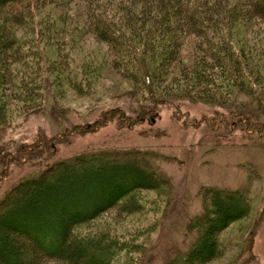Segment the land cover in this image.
Here are the masks:
<instances>
[{
    "label": "trees",
    "instance_id": "1",
    "mask_svg": "<svg viewBox=\"0 0 264 264\" xmlns=\"http://www.w3.org/2000/svg\"><path fill=\"white\" fill-rule=\"evenodd\" d=\"M78 1L76 10L70 12L66 7L75 4L71 0H0V132L17 118L40 112L46 97L54 99L55 95L49 94L53 76L55 83L61 77L68 87L79 85L83 90L104 72L133 80L135 85L126 97L134 104L126 107L129 116L123 108L109 112L120 120L143 118L174 94L227 99V79L260 104L255 82L263 79L258 61L264 58V45L241 56L230 38L235 27L248 25V19L264 22V0H137L138 11L133 4L127 12L120 10L122 4L113 7L103 0ZM85 35L105 45L103 57L91 56L81 63L69 56L68 50ZM191 37L200 54L224 71L220 80H215L217 74L193 67L200 58L194 57L193 65L183 64L187 59L180 51ZM54 49L67 54L58 59L51 53ZM250 110L242 112L246 122L255 118ZM100 155L59 161L35 177L23 179L5 195L0 201V235L4 239L0 238V264H27L30 260L38 264L18 256L2 232L6 229L32 244L46 260L107 264L105 258L117 256L123 246L115 239L101 233H81L80 226L111 207L123 210L127 200L135 198L130 196L134 190L161 195L168 187L145 172L148 160H144V153ZM141 158L142 168L138 169L134 161ZM50 177L60 183L57 187L64 190V198L72 200L71 204L61 201L56 215L52 206L58 201L48 202L43 195L39 200L27 197L40 193V186L48 188ZM86 178H96L95 184L87 183ZM142 179L144 183L139 182ZM81 196L84 202L79 206L73 199ZM202 201L201 213L187 228L194 241L179 264H202L217 256L220 232L250 212L246 197L237 190L211 189ZM76 253L81 256L73 257Z\"/></svg>",
    "mask_w": 264,
    "mask_h": 264
},
{
    "label": "rangeland",
    "instance_id": "2",
    "mask_svg": "<svg viewBox=\"0 0 264 264\" xmlns=\"http://www.w3.org/2000/svg\"><path fill=\"white\" fill-rule=\"evenodd\" d=\"M71 1L75 4L66 8L74 12L75 1L81 2ZM103 1L113 7L122 4L119 8L124 11L133 4L137 11L140 7L137 0ZM248 20L246 27H235L233 38L229 39L241 56L253 54L254 47L264 45V22ZM190 39L179 53L186 56L183 64L195 63L196 70L217 74L215 80H220L224 71L203 57L192 43L194 38ZM63 51L54 49L51 53L59 59L67 54ZM106 51L103 43L85 35L68 54L82 63L91 56L103 57ZM194 57L200 58V62L193 63ZM258 62L263 74L264 58ZM114 73L104 72L90 80L85 90L79 85L68 87L64 80L60 81L61 77L55 83V76H51L49 94L55 95L54 99L46 97L40 112L26 119L17 118L10 128L0 132V201L23 179L35 177L59 161L109 152H141L146 154L145 159L134 161V166L141 169L140 162L148 160L145 172L164 181L168 190L161 195L134 190L130 196L135 198L127 200V210L111 207L80 226L81 233H101L123 246L117 256L105 258L107 264H179L194 241L187 228L201 213L203 196L211 189L243 193L250 212L220 232L219 254L202 264H264V74L263 79L255 82L259 105L253 96L239 91L227 79L224 80L227 99L203 100L174 94L155 112L130 121L109 113L123 108L128 115L126 107L132 103L126 97L135 85L133 80ZM246 109L255 115L248 123L243 116ZM86 179L87 183L95 184L96 178ZM47 185L48 188L38 187L40 193L33 192L27 197L37 200L43 195L48 202L58 201L52 206L56 215L60 213L61 201L71 204L72 200L64 198V190L57 187L60 183L51 177ZM82 196L73 199L79 206L84 202ZM9 230L2 232L8 245L14 244L20 258L34 259L38 264H66L46 260L32 244ZM80 256V253L73 255Z\"/></svg>",
    "mask_w": 264,
    "mask_h": 264
}]
</instances>
